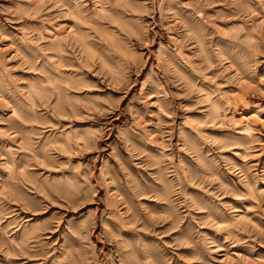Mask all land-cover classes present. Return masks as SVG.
Here are the masks:
<instances>
[{"label":"rangeland","instance_id":"rangeland-1","mask_svg":"<svg viewBox=\"0 0 264 264\" xmlns=\"http://www.w3.org/2000/svg\"><path fill=\"white\" fill-rule=\"evenodd\" d=\"M0 264H264V0H0Z\"/></svg>","mask_w":264,"mask_h":264}]
</instances>
